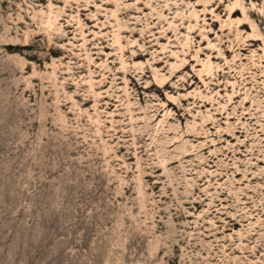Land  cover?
Returning a JSON list of instances; mask_svg holds the SVG:
<instances>
[{
	"label": "rangeland",
	"instance_id": "374dc122",
	"mask_svg": "<svg viewBox=\"0 0 264 264\" xmlns=\"http://www.w3.org/2000/svg\"><path fill=\"white\" fill-rule=\"evenodd\" d=\"M0 264H264V0H0Z\"/></svg>",
	"mask_w": 264,
	"mask_h": 264
},
{
	"label": "bare ground",
	"instance_id": "6f19581e",
	"mask_svg": "<svg viewBox=\"0 0 264 264\" xmlns=\"http://www.w3.org/2000/svg\"><path fill=\"white\" fill-rule=\"evenodd\" d=\"M235 6V5H234ZM240 6V5H239ZM241 7V6H240ZM237 11H238V8H234L233 10H232V13L233 14H235V13H237Z\"/></svg>",
	"mask_w": 264,
	"mask_h": 264
}]
</instances>
